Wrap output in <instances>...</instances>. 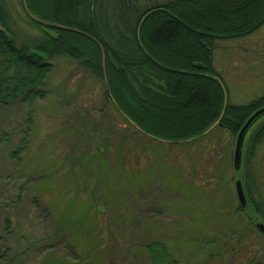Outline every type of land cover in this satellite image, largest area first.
Wrapping results in <instances>:
<instances>
[{
    "label": "rangeland",
    "instance_id": "obj_1",
    "mask_svg": "<svg viewBox=\"0 0 264 264\" xmlns=\"http://www.w3.org/2000/svg\"><path fill=\"white\" fill-rule=\"evenodd\" d=\"M19 2L0 0L15 16ZM37 34L28 28V35ZM53 63L41 88L45 98L28 110L21 101L0 106V236L8 223L14 237L6 245L23 255L18 264L56 259L74 264L77 252L87 258L79 264H149L142 246L158 241L173 253L170 264H264V237L254 227L264 222L246 193L245 212L235 213L240 206L234 183L245 178V167L237 173L233 168L237 135L223 130L199 144L195 142L208 135L188 140L192 145L187 147L171 148L146 138L140 147L145 162L136 152L140 136L129 131L122 140L128 125L111 105L120 111L111 95L109 102L104 100L106 75L99 81L65 57ZM211 65L221 78L223 112L227 104L246 105L264 96V23L243 39L215 43ZM263 121L249 131L244 164ZM207 144L216 155L211 163L204 151ZM254 155L252 175L264 202V139ZM185 170L192 179L211 177L214 184L222 185L225 177L228 188L212 194L191 191L182 179ZM99 206L102 213L96 211ZM105 225L111 227L108 236ZM43 237L55 248L33 251L31 243ZM189 239L196 243L185 244Z\"/></svg>",
    "mask_w": 264,
    "mask_h": 264
},
{
    "label": "trees",
    "instance_id": "obj_2",
    "mask_svg": "<svg viewBox=\"0 0 264 264\" xmlns=\"http://www.w3.org/2000/svg\"><path fill=\"white\" fill-rule=\"evenodd\" d=\"M26 1L30 13L39 20L76 32L53 29L32 21L23 9L22 0L16 16L0 3L3 28L0 31L1 107L21 101L28 110L35 100L45 98L47 93L41 88L55 66L53 60L65 57L99 81L104 82L106 75L109 89L104 90V100L109 102L111 95L120 111L111 105L128 125L122 140H125L124 133L129 131L140 136L135 141L136 152L145 158V162L142 148L146 138L157 142L155 146L161 148L187 147L192 145L186 143L188 140L205 133L221 115L220 124L195 143L210 139L214 133L223 130L235 137L245 122L264 107L262 96L246 105L227 104L223 112L221 78L211 65L215 43L245 38L264 23V0ZM29 27L38 30V34L28 35ZM85 35L101 46L104 62L98 44ZM26 116L25 123L30 118L28 111ZM263 139L264 121L251 138L242 165L245 178L242 177L250 207L264 222V202L259 201L257 188L261 187L251 168L256 148ZM135 145L133 143V147ZM204 149L206 159L210 157V163L215 161L211 146L207 144ZM18 153L20 151H16ZM153 163L157 166L155 157ZM185 172H182V179L191 191L212 194L228 188L225 177L221 178V185L212 183L211 177L192 179L187 172L184 176ZM100 207L96 209L98 213L103 211ZM93 210L92 203L89 211ZM243 211L245 209H235V213ZM4 226L0 236V264H18L23 255L7 247L6 239L12 240L14 232L8 231V223ZM104 228L108 233L111 227L105 225ZM188 242L196 243L194 239L186 240L185 244ZM52 244L50 238L43 237L31 243L30 248L33 251L47 248L50 252L55 248ZM142 247L140 251L149 264H170L173 259V253L162 242H150ZM76 256L74 264L87 261L83 253L77 252ZM46 264L63 263L56 259V262Z\"/></svg>",
    "mask_w": 264,
    "mask_h": 264
},
{
    "label": "water",
    "instance_id": "obj_3",
    "mask_svg": "<svg viewBox=\"0 0 264 264\" xmlns=\"http://www.w3.org/2000/svg\"><path fill=\"white\" fill-rule=\"evenodd\" d=\"M22 5H23V9L26 13V15L34 22L42 25V26H46L49 28H53V29H60V30H65V31H71V32H76L74 30L68 29V28H64V27H60L57 25H53L50 23H46L44 21L39 20L38 18H36L35 16H33L25 3V0H22ZM3 28L0 26V31H2ZM79 33V32H77ZM86 36V35H85ZM87 38H89L88 36H86ZM91 39V38H89ZM92 41H94L96 44H98L97 41H95L94 39H91ZM102 55H103V51L101 46L98 44ZM103 62H104V55H103ZM224 91V90H223ZM226 101V98H225ZM224 110H225V106H224ZM264 117V107L260 108L259 110H257L243 125V127L240 129L237 137H236V142H235V148H234V153H233V168L234 171L237 173L239 171L242 170V165H243V154H244V145H245V141L247 139V136L249 134V131L251 130V128L261 119H263ZM221 119V117H220ZM127 121L135 126L129 119H127ZM219 124V121H217L210 129H208L205 133H203L201 136L197 137V138H202L206 135H208L217 125ZM136 127V126H135ZM195 138V139H197ZM194 140V139H192ZM234 189H235V194L238 200V204L240 206L241 209H245L247 206V200L245 197V193H244V189H243V183L242 180L238 179L235 181L234 183ZM255 229L264 237V224L262 223H255L254 224ZM255 264H262V263H255Z\"/></svg>",
    "mask_w": 264,
    "mask_h": 264
},
{
    "label": "flooded vegetation",
    "instance_id": "obj_4",
    "mask_svg": "<svg viewBox=\"0 0 264 264\" xmlns=\"http://www.w3.org/2000/svg\"><path fill=\"white\" fill-rule=\"evenodd\" d=\"M240 39V38H239ZM241 39H243V38H241Z\"/></svg>",
    "mask_w": 264,
    "mask_h": 264
}]
</instances>
